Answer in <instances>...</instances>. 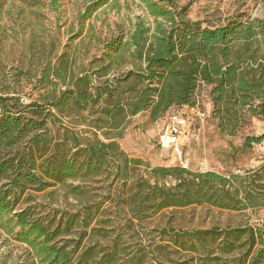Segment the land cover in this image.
<instances>
[{
	"label": "trees",
	"instance_id": "16d2710c",
	"mask_svg": "<svg viewBox=\"0 0 264 264\" xmlns=\"http://www.w3.org/2000/svg\"><path fill=\"white\" fill-rule=\"evenodd\" d=\"M90 1L80 16L83 20L111 0ZM138 1L154 19L152 31L139 21L128 34L119 32L112 38L102 56L93 61L98 69L95 80L86 71L70 78L68 59L62 57L61 69H48L42 80L53 89L45 98L48 102L26 106L34 116L49 113L51 117L56 116L52 111L89 114L97 107L100 121L117 134L105 133L104 141L95 134L82 142L67 130V139L78 148L68 159L50 148L42 124L34 119L25 121L17 109L22 106L18 100L0 96V225L11 227L10 231L18 229V241L31 251L30 264L144 263L142 258L124 259L125 250L119 246L124 234L118 232L119 223L112 225L111 246L102 250L86 247L76 254L55 243L68 233V222L63 229L58 224L52 230L29 221L27 210L14 212L27 190L43 192L55 184L66 187L67 194L75 199H86L87 192L81 186L67 185L68 180L106 173L123 188L130 183L129 195L113 212L114 219L123 215L126 224L150 220L170 208L190 206L240 213L264 211V162L242 175L200 173L182 166L150 167L129 158L117 142L127 118L146 112L149 121L155 123L172 109L195 108L202 87L208 88L210 115L220 135L234 137L246 115L264 123V21L239 13L221 26L204 28L201 22L187 19L189 6H179V0ZM124 66L128 68L121 71ZM263 142L264 133L247 137L242 150ZM167 181L172 184L166 186ZM89 209L88 220L72 216L82 237L87 233L82 228L88 229L100 210ZM106 213L102 210L103 215ZM172 243L196 255L183 264H264V215L254 226L176 233ZM151 255L153 258L154 251Z\"/></svg>",
	"mask_w": 264,
	"mask_h": 264
},
{
	"label": "rangeland",
	"instance_id": "374dc122",
	"mask_svg": "<svg viewBox=\"0 0 264 264\" xmlns=\"http://www.w3.org/2000/svg\"><path fill=\"white\" fill-rule=\"evenodd\" d=\"M90 4V0H0V96L18 100L22 106L17 109L25 121L34 119L42 124L44 137L51 142L50 148H56L68 159L73 158L78 148L67 139V130L77 134L82 142L86 138L93 139L95 134L104 141L105 133H117L100 121L97 107L89 114L52 111L55 117L49 113L34 116L26 106L34 102L47 103L45 98L53 90L42 82L44 74L48 69H61V58L66 57L70 78L86 71L85 74L95 80L98 69L93 63L102 56L104 46L112 38L119 32L128 34L139 21H144L151 31L155 24L138 0H111L89 19L83 20L80 16ZM178 4L188 5L187 19L201 22L204 28L221 26L227 18L239 13L264 21V3L258 0H179ZM127 68L124 66L121 71ZM107 78L110 75L104 79ZM197 98L196 112L175 108L155 123L149 121L146 112L127 118L121 138L117 140L120 148L129 158L142 160L150 167L182 166L200 173L242 175L244 171L262 165L264 142L248 151H243L242 145L247 137L262 135L264 123L246 115L234 137L222 136L210 115L208 88H199ZM198 112L206 114L204 120L197 116ZM172 115L178 118L181 136L173 137L163 123ZM112 181V176L106 173L95 178L68 180L67 185L81 186L87 192L86 199L71 197L61 184L43 192L27 190L14 212L27 210L29 221H37L52 230L58 224L63 229L64 223L68 222V233L55 239V243L66 246L68 252L76 251V254L86 247L102 250L111 246L112 225L119 223L118 232L124 234L119 242L125 250L124 259L142 258L143 264H183L196 256L179 250L172 243L176 233L246 224L254 226L264 215L263 210L240 213L203 205L170 208L150 220L126 224L123 215L114 219L113 212L129 195L130 183L123 188ZM171 184L166 182V186ZM89 208L92 212L96 208L100 210L88 229L82 228L87 232L82 237L72 216L79 215L88 220ZM102 210L107 213L103 215ZM80 225L84 226V223ZM10 228L0 225V264H30V249L18 241L15 234L18 229L10 231ZM91 229H96V234Z\"/></svg>",
	"mask_w": 264,
	"mask_h": 264
},
{
	"label": "built area",
	"instance_id": "2783aa9c",
	"mask_svg": "<svg viewBox=\"0 0 264 264\" xmlns=\"http://www.w3.org/2000/svg\"><path fill=\"white\" fill-rule=\"evenodd\" d=\"M176 109H179V108H176ZM180 109H183V108H180ZM184 109H188L189 111H194V112H196V110H197V107H195V108H184ZM168 114V113H167ZM167 116V115H166ZM165 116V117H166ZM197 116L201 119V120H204L205 119V117H206V114L205 113H197ZM164 117V116H163ZM162 117V118H163ZM165 122H163V123H165L166 125H167V128H168V130L170 131V133H171V135L173 136V137H177V136H181L182 135V132H181V130L179 129V126H178V118L176 117V116H174V115H172V116H170V117H168V119H166V120H164Z\"/></svg>",
	"mask_w": 264,
	"mask_h": 264
}]
</instances>
